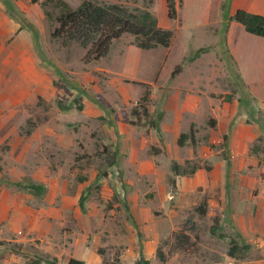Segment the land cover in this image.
<instances>
[{"label":"rangeland","instance_id":"374dc122","mask_svg":"<svg viewBox=\"0 0 264 264\" xmlns=\"http://www.w3.org/2000/svg\"><path fill=\"white\" fill-rule=\"evenodd\" d=\"M57 1L73 10L83 1L145 9L160 28L172 32V40L167 48L144 51L135 46L133 36L124 34L104 58L87 62L88 49L76 44L64 49L51 39L62 13ZM0 3L4 16L30 33L32 52L46 78L39 87L27 88V72L0 75V264H48L54 259L57 264L70 259L133 264L140 258L148 264H262V235L246 245L199 213L206 207L202 187L197 204L189 201L185 215L169 212L175 208L169 198L175 184L171 179L166 187L161 182L174 174L173 163L185 177L192 169L209 171L212 162L199 158L196 147L215 151L223 144L204 138L200 146L186 139L181 147L173 143L176 153L171 158L162 140L152 142L154 136L160 138L152 124L166 116L158 97H172L169 86L176 79L183 91L175 93L178 101L196 95L248 98L225 45L227 22L234 21L227 18L230 0H194L188 9L175 0L173 19L165 0ZM209 3L210 19L205 22L199 14ZM199 49L205 52L196 55ZM143 97L151 113L131 117ZM154 164V183L140 182L138 165L145 173ZM31 184L43 186L44 193L34 195L27 189ZM81 197L83 209L78 205ZM150 211L154 217H148ZM231 251L235 261L227 262L224 255Z\"/></svg>","mask_w":264,"mask_h":264},{"label":"crops","instance_id":"0c3cea01","mask_svg":"<svg viewBox=\"0 0 264 264\" xmlns=\"http://www.w3.org/2000/svg\"><path fill=\"white\" fill-rule=\"evenodd\" d=\"M181 1L186 9L194 3V0ZM237 2L239 1L230 0L228 19L235 11L241 9L264 17V0H246L240 2V5ZM211 7L212 3L207 4L199 14L202 21L210 19ZM189 16L190 14L185 20L189 19ZM12 21L4 16L0 3V75L27 72L28 78L30 76L27 88H33L36 84L39 87L46 78L43 69L38 68V59L32 52L31 35L25 29L20 30L19 25ZM222 22L224 21L219 23ZM227 23L229 25L224 31L225 45L248 98L196 95L184 98L181 96L178 101L175 93L183 94V91L176 86V79L169 86L172 97L164 99L163 94L158 97L159 105L166 116L158 123L160 138L154 136L152 142L159 144L162 140L169 157H174L176 153L173 143L177 144L180 135L186 134L190 129H193L194 140L196 144L200 143V146L204 138H209L212 143L223 144L222 149L215 151H210L204 146L201 151L196 147L199 158L203 157L212 162L209 171L199 168L189 177L173 172L174 174L166 175V180L161 183L166 187L167 180L174 181V194L169 198L174 200L175 208L169 212L175 215L178 212L177 215L180 216L187 213L189 201L196 203L198 188L202 187L206 207L204 210L199 209V213L204 211L202 216L218 221L221 230L238 235L248 245L260 241V235L264 238V38L248 34L243 26L234 21ZM181 74L183 75V72L179 75ZM189 79L193 80V77ZM1 87L0 84V90ZM6 89L10 91V88ZM147 112L151 113L148 107ZM202 114L209 115V119L199 121L197 117ZM126 133L134 136L132 132ZM154 133L157 134L156 131ZM166 137H170V141ZM255 144H259L258 147L255 148ZM221 153H224L225 157L221 156ZM125 166L131 169L127 163ZM138 167L139 178L135 173L134 177L140 182L143 180L146 185L154 183L156 164L151 168V172L148 169L144 173L142 167ZM125 176L128 178V174ZM128 180L131 183L130 178ZM163 207L167 208L164 205ZM139 212L142 216L141 211ZM151 214L154 217L151 211L147 216L151 217ZM212 230L217 231L215 228ZM224 256L227 262L235 261L234 255Z\"/></svg>","mask_w":264,"mask_h":264},{"label":"trees","instance_id":"16d2710c","mask_svg":"<svg viewBox=\"0 0 264 264\" xmlns=\"http://www.w3.org/2000/svg\"><path fill=\"white\" fill-rule=\"evenodd\" d=\"M146 1L151 2V0ZM165 1L168 18H175V0ZM31 3L37 4L35 1ZM57 4L61 7L62 13L56 19L57 26L51 33V39L58 41L64 49H68L73 44L78 45L84 50L88 49L86 55L87 62L98 61L104 58L108 54L112 43L120 39L124 34L133 36L135 46L144 51L153 50L158 47L167 48L172 40V32L160 28L157 20L145 9L130 11L116 4L101 6L83 1L78 8L73 10L62 1H57ZM230 19L243 26L248 34L264 38V17L250 14L244 10H237ZM203 52H205L204 49H199L196 55ZM177 70L172 73V77L175 75V72H178ZM146 103L147 98L143 97L138 105L141 111L139 112V109L135 107L132 109L130 116L139 118L143 114L146 117L148 115ZM129 124L132 126L136 125L133 121ZM152 128L158 135L160 134L157 121L152 124ZM186 139H190L191 143H194L192 129H190L189 135H180L177 140L178 146H183ZM152 153L157 154L153 150ZM171 169L176 175L179 174V167L175 163H173ZM194 171L195 169H192L190 174H193ZM27 189L36 196H41L45 191L43 186L34 184L28 186ZM78 205L83 209V197L78 200ZM233 254L234 251L228 253L229 256H233ZM48 264H57V261L54 259ZM68 264H83V262L70 259ZM133 264H148V261L140 258Z\"/></svg>","mask_w":264,"mask_h":264},{"label":"built area","instance_id":"2783aa9c","mask_svg":"<svg viewBox=\"0 0 264 264\" xmlns=\"http://www.w3.org/2000/svg\"><path fill=\"white\" fill-rule=\"evenodd\" d=\"M28 1L30 2L35 1L37 4H39L45 2L46 0H28ZM262 264H264V261L262 262Z\"/></svg>","mask_w":264,"mask_h":264}]
</instances>
